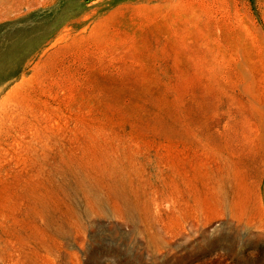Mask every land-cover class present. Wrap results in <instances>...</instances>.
<instances>
[{
    "label": "rangeland",
    "instance_id": "rangeland-1",
    "mask_svg": "<svg viewBox=\"0 0 264 264\" xmlns=\"http://www.w3.org/2000/svg\"><path fill=\"white\" fill-rule=\"evenodd\" d=\"M0 264H264V0H0Z\"/></svg>",
    "mask_w": 264,
    "mask_h": 264
}]
</instances>
